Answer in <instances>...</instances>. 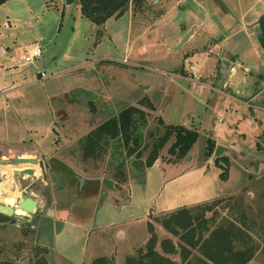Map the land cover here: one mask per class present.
<instances>
[{
    "label": "rangeland",
    "instance_id": "1",
    "mask_svg": "<svg viewBox=\"0 0 264 264\" xmlns=\"http://www.w3.org/2000/svg\"><path fill=\"white\" fill-rule=\"evenodd\" d=\"M194 1L198 6L187 0L132 2L124 14L99 26L82 16L77 1L0 3V46L27 43L28 48L37 41L43 47L33 62H24L16 49L7 59L0 55V66L5 65L0 71V106L5 110L0 153L2 158L43 159L47 170L44 178L40 169L15 173L2 172L0 166V202L18 206L24 194L39 200L31 214L0 215V257L26 262L35 257L39 243L48 246V264H90L101 255L125 264L127 255L146 247L151 220L156 249L187 264L189 259L162 245L169 237L180 248L181 239L158 220L160 207L165 199L178 203L168 207L173 210L196 204H190L194 197L202 202L222 197L207 215L236 218L249 228L260 247L248 264H264V97L256 91L264 89V50L258 39L264 0ZM40 70L47 73L41 79ZM11 85L18 88L8 89ZM129 105L147 113L141 156L128 155L116 138L101 155H84L82 136ZM168 122L197 128L199 137L181 158L169 151L172 137L159 150L158 164L144 172L142 163ZM208 137L229 147L223 154L230 162L222 160L228 165L227 179L219 176L224 169L213 160L214 153L206 156ZM35 161L16 163L27 162L20 166L27 168ZM161 162L173 163L169 178L179 175L161 183ZM217 166L218 174L213 172ZM201 169L207 177L198 174ZM127 182L133 190L132 201L126 202L130 210L146 208L153 214L148 221L119 220L97 228L105 217L92 194L104 198L111 188L127 194ZM8 189L16 201L6 199ZM205 191L214 198H201ZM102 203L118 210L111 194ZM70 205V221L86 219L83 226L54 217V209L60 213ZM146 224L145 235L141 227ZM119 227L128 240L118 234Z\"/></svg>",
    "mask_w": 264,
    "mask_h": 264
},
{
    "label": "trees",
    "instance_id": "2",
    "mask_svg": "<svg viewBox=\"0 0 264 264\" xmlns=\"http://www.w3.org/2000/svg\"><path fill=\"white\" fill-rule=\"evenodd\" d=\"M7 0H0L3 3ZM81 6L82 15L89 18L95 25H103L111 16L119 17L129 8L130 3L141 6L144 0H76ZM99 31V29H98ZM99 33H102L100 30ZM99 41V39H98ZM110 61V60H109ZM146 111L137 106L129 105L117 114L112 115L83 136L82 148L86 156H99L106 146L115 138L127 149L128 155L136 153L141 156L144 142V127L147 125ZM160 121L164 122L163 117ZM169 151L177 158L186 155L199 137L197 128L182 123L168 122L165 128L153 142L144 166L152 165L158 157L159 150L172 138ZM212 137L207 139L206 156H211L216 148ZM215 162L224 170L221 178H228V165L223 166L222 160L229 163L225 154L215 157ZM224 198H214L212 201L193 205H183L173 210L163 211L158 218L160 223L173 234L180 236V248L167 237L162 240L166 252L181 255L187 264H248L259 250L260 244L238 219L207 215L213 211L214 205ZM0 215L4 214L0 212ZM6 216V215H5ZM248 226V225H247ZM152 235L145 248H140L136 254L127 255L125 264H179L169 255L156 249L157 234L154 224L149 220ZM34 232V231H33ZM40 246L34 258L19 262L10 257H0V264H48V246ZM179 249V250H177ZM90 264H114L110 257L101 255L95 257Z\"/></svg>",
    "mask_w": 264,
    "mask_h": 264
},
{
    "label": "crops",
    "instance_id": "3",
    "mask_svg": "<svg viewBox=\"0 0 264 264\" xmlns=\"http://www.w3.org/2000/svg\"><path fill=\"white\" fill-rule=\"evenodd\" d=\"M82 13V12H81ZM63 14H64V12H63ZM83 16V15H82ZM106 25H107V23H106ZM229 35L230 34H228L227 36L229 37ZM112 36V35H111ZM113 37V36H112ZM26 45H27V43H21V44H17L16 45V47L17 48H15V46H14V48L13 47H11V45H6V47H3V46H0V55L1 56H3L2 58H4L5 57V59H7L10 55H11V53H12V51L13 50H17L18 51V53H19V57L23 60V53H24V48L26 47ZM113 57H104V58H102L101 57V59H104V60H111ZM98 59H100V57L98 58ZM113 59H115V58H113ZM2 60V59H1ZM10 61V60H9ZM8 64V63H7ZM11 63H9V65H10ZM5 66V65H4ZM4 66H0V71L2 72V69H5V67ZM1 67H4V68H1ZM78 67H80V66H75V67H71V68H69V70H72V69H76V68H78ZM22 74H17V77H20ZM38 78L39 79H41L42 77L41 76H39L38 75ZM34 81H36V80H33L32 82H34ZM2 82H3V79H2ZM18 88V86H16V85H11L8 89H13L14 91H15V89H17ZM4 107H7V106H4ZM10 107V106H9ZM154 108V107H153ZM2 109H3V107H2V105L0 106V121L2 120V118H3V115H5V110H3L2 111ZM105 121V120H104ZM102 123V122H101ZM99 125V124H98ZM191 127V126H190ZM84 136V135H83ZM82 136V137H83ZM0 139H2L1 137H0ZM219 143V142H218ZM223 144V143H222ZM2 152V151H1ZM17 156H18V154H17ZM3 156H1V153H0V166L1 167H3V169L1 168V170H2V172H5L7 169H9V170H14V172L16 173V171H18L19 169H23L24 167H20V166H23L24 164H26L27 162H21V163H16L17 162V160H22V158L24 157V156H18V157H16V158H12V157H9V158H2ZM19 157H20V159H19ZM24 160H26V159H24ZM214 160V159H213ZM213 160H211V158H210V161H213ZM158 159H157V161L155 160V162L152 164V165H150V166H145L144 168H143V171L144 172H147V170L149 169V168H152L154 165H156V164H158ZM3 162H4V164H3ZM178 162V161H177ZM177 162H175V163H177ZM37 162H35V164H36ZM207 163H210V162H207ZM34 164V163H33ZM170 164H173V163H169V162H167V163H163V162H161V164H160V167H161V170H160V174H161V177H162V179H161V183H163V182H165L166 180L167 181H169V180H171L172 178H176V176H178L179 174H175V175H173L172 176V178H169V176H167V171H168V167H169V165ZM8 166V167H7ZM35 166V165H34ZM35 168H36V171L39 169L38 167H36L35 166ZM219 168L220 167H216V170H214L213 172L214 173H216V174H218L220 171H219ZM199 172L201 173V175L203 176V177H207V175H206V171H205V169H201L200 171H198V174H199ZM147 173H149V172H147ZM197 174V175H198ZM138 176H140V175H134V178H137ZM220 176V175H219ZM221 177V176H220ZM172 182V181H171ZM171 182H169V183H171ZM173 184V182L171 183V185ZM124 186H125V184H124ZM127 187H128V191H127V194H122V193H120L119 191H120V189H115V188H111V189H109V191L107 192L108 194H106V198H108V196L111 194L112 195V198H113V200H114V202H115V204L116 205H118V210H110L108 207L105 209V207H102L103 205H104V203H102L103 202V200L105 199V197L103 198V197H101V198H97V195H95V194H92V196H94V200L95 201H97V203L99 204V209L101 210V217H105V219L104 220H102L103 222L101 223V226H97V228H100V229H105L106 227H109V226H112V225H116L118 222H119V220H123V222L124 221H130V220H133V219H135V220H137V219H143V220H141V221H145L144 219H146L147 221L149 220V216L151 215V214H153V210H151V211H148V209H146L145 208V211L144 212H137V211H133V210H130V208H129V206H127L126 205V202L128 203L129 202V200L130 201H132V199H131V195H132V192H133V190H132V183H128L127 182ZM5 189H7V188H5ZM119 190V191H118ZM8 192H9V189H8ZM98 193V192H97ZM203 193H208V191H205V192H202V196H201V198L202 197H205V199H207V198H211V199H213L214 197H213V195H211L210 193L208 194V195H203ZM6 195V194H5ZM123 196H125V197H123ZM123 198V199H122ZM193 199H195V201L194 202H191L190 204H192V203H197V202H202V201H205V200H202L201 201V199H198L197 200V197H194ZM124 202H123V201ZM208 200H210V199H208ZM100 202H101V204H100ZM121 204V205H120ZM164 204H165V206L164 207H160V209H159V211L158 212H161V211H169V210H172V209H168V207L169 206H175V205H177L178 203H176V201H172V200H168V199H165V202H164ZM185 205H187V204H185ZM189 205V204H188ZM183 206V205H182ZM71 205L70 206H66V207H63V208H61L60 209V213H58L57 212V210L56 209H54V211L57 213V214H55V216L54 217H56V218H58V217H60L61 219H63L65 222L64 223H70V224H72V225H74V226H83L84 224H85V221L84 220H86V219H79V220H77L76 222H74V221H70V219H72L71 217H72V215H71V213H72V210H71ZM146 207V206H145ZM167 207V208H166ZM180 207V206H179ZM173 209H175V208H173ZM49 211V210H48ZM111 214V215H110ZM130 216V217H129ZM122 222V223H123ZM141 227V226H140ZM95 228V227H94ZM142 228V232L141 233H143L144 232V234L146 233V229H147V224H146V226H142L141 227ZM146 228V229H145ZM118 234H120V235H122L123 237H126L127 235L125 234V231L121 228V227H119L118 228ZM146 235V234H145ZM127 240H128V236H127V238H126ZM141 239V238H140ZM139 239V240H140ZM138 240V241H139ZM138 241H134L133 243L134 244H136V242H138ZM132 245V244H131ZM130 245V246H131ZM87 250L88 249V244L84 247V250ZM112 251H115V250H112Z\"/></svg>",
    "mask_w": 264,
    "mask_h": 264
},
{
    "label": "water",
    "instance_id": "4",
    "mask_svg": "<svg viewBox=\"0 0 264 264\" xmlns=\"http://www.w3.org/2000/svg\"><path fill=\"white\" fill-rule=\"evenodd\" d=\"M187 1L191 2L195 6H198L194 0H187ZM66 2L68 4H72V3L76 2V0H66ZM258 23H259V27L261 30L258 39H259V42H260V44L264 50V11L260 14V16L258 18ZM189 33H190V31L188 32L186 37L180 43H182L188 37ZM227 149H229L228 146H225L223 144H218L216 146L214 155L215 156L222 155L223 152ZM23 158L24 159L25 158L26 159H32V161L37 160V161H35V162H37V167L42 171L44 178H47L46 164H45V161L43 159H39V158L34 157V156H24ZM19 159H20V157H19ZM257 161H256V166H257ZM23 171L28 172L30 174H34L36 172V168L34 166H29L27 168H23ZM19 206H21L23 209L26 210V214H31L39 206V200L37 198H35L34 196L24 194L23 198L20 200ZM0 212L4 213L6 215H19L21 217L26 215V214L17 213L15 206L10 205V204H6L3 202H0ZM34 221H36V218H34Z\"/></svg>",
    "mask_w": 264,
    "mask_h": 264
},
{
    "label": "built area",
    "instance_id": "5",
    "mask_svg": "<svg viewBox=\"0 0 264 264\" xmlns=\"http://www.w3.org/2000/svg\"><path fill=\"white\" fill-rule=\"evenodd\" d=\"M43 53V47L40 43H38L37 41L33 44H31L30 47H26L24 49V53H23V61L24 62H33L38 56L42 55ZM39 75L41 77H44L47 75L45 70H40L39 71Z\"/></svg>",
    "mask_w": 264,
    "mask_h": 264
},
{
    "label": "bare ground",
    "instance_id": "6",
    "mask_svg": "<svg viewBox=\"0 0 264 264\" xmlns=\"http://www.w3.org/2000/svg\"><path fill=\"white\" fill-rule=\"evenodd\" d=\"M35 166H37V165H35ZM6 199H12V200H15L16 201L17 195L16 194L13 195L11 192L10 193L7 192L6 193ZM15 208H16V212L17 213H19V214H26V210L23 209L21 206L18 205V206H15Z\"/></svg>",
    "mask_w": 264,
    "mask_h": 264
},
{
    "label": "flooded vegetation",
    "instance_id": "7",
    "mask_svg": "<svg viewBox=\"0 0 264 264\" xmlns=\"http://www.w3.org/2000/svg\"><path fill=\"white\" fill-rule=\"evenodd\" d=\"M256 91L258 92L257 94H259V93H263V97H264V89H263V87L262 86H258L257 87V89H256Z\"/></svg>",
    "mask_w": 264,
    "mask_h": 264
}]
</instances>
